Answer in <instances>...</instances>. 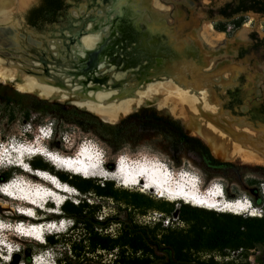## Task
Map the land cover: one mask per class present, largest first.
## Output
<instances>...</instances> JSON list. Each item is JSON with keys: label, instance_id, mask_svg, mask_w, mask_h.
Masks as SVG:
<instances>
[{"label": "bare ground", "instance_id": "bare-ground-1", "mask_svg": "<svg viewBox=\"0 0 264 264\" xmlns=\"http://www.w3.org/2000/svg\"><path fill=\"white\" fill-rule=\"evenodd\" d=\"M25 1L17 0V3L21 5ZM90 1L85 0L86 13L91 8ZM103 1L107 0H93L92 6L99 5ZM135 3L143 11L139 14L135 13L131 17L133 33L138 31L139 35V38L134 40L135 47L131 50L127 48L125 42L113 39L111 36L104 39L103 32L93 29L96 18L94 16L87 18L86 14L79 13V10L76 9L77 6L69 11L71 25L56 32L57 37L49 38L45 34L37 35L28 31L26 34L21 33L17 21L12 20L15 0H0V82L10 83L17 91L39 98L74 103L95 113L102 121L111 124L119 121L125 114L135 111L140 105L162 102L165 106L180 109L182 112L185 109L187 111L182 118L189 122H192L191 120L197 115H201L200 122L197 118L200 125L197 126L194 123L192 125L195 127V132L206 141V145L212 150L214 156L221 160L238 159L264 166V125L251 121L247 112L243 108L241 111L235 105H230L227 110L222 112L220 105L230 103V100L228 102L226 99L222 100L219 91H217L222 82L209 80L203 76L205 71H201L207 66L205 57L210 55L209 53L213 50V47L209 46V42L215 44L216 37H212L204 31H197L198 33L196 32L193 37L203 45L200 44L197 49L192 50L186 46L184 39L183 41L172 39L158 18V11L152 0H136ZM72 10L76 11V14H72ZM91 22L94 24L92 25ZM113 44L116 46L114 47ZM129 47H131L130 44ZM117 49L129 51V54H138L142 51L145 53L144 56H136L130 63L123 60L120 54L110 64L103 60L104 62L99 63L94 71L89 70L91 72L87 73L85 65L90 60V52L101 53V56H110ZM150 50L156 51V54L148 53L152 52ZM174 64L179 65L180 68L174 67ZM164 69H170L171 72L167 73L166 70L163 71ZM78 72L80 73L78 74ZM185 73L189 77L181 81L182 78H186ZM101 80L102 83L99 82ZM35 147V144L32 147H22L19 153L20 158L17 159L18 162H21L17 166L24 169L25 172L33 173L40 180L49 181L50 177L45 170L36 175L26 164L27 155L41 154L40 148L33 150ZM90 153L94 154L92 151ZM79 155L75 152L69 156L71 159H77L80 157ZM94 157H90L91 161ZM145 161V164L140 166L136 173L130 177L117 176L118 174L113 169V179L119 180L120 185L124 187L135 184L142 188H148L156 196L160 195L167 201L181 199L193 206L218 212L241 214L248 212L252 207L248 201L240 198L228 200L221 199L219 196L216 198L195 196L189 190L190 180L185 177L181 180L179 175L175 177V174L172 173V176L167 177V181L184 187L186 192L175 191L170 196L165 195L161 189H156L157 181L161 182L159 179L165 171L161 165L162 161L148 160L147 158ZM63 169L72 174L90 178L95 174L109 171L110 168L103 161L98 165L90 166L86 174L75 170L74 165L72 169ZM74 170L75 172H73ZM16 186V183L9 185L6 191L14 192ZM41 190L38 189L39 192L37 191L35 194L29 191L30 194L38 196L22 194L19 197L27 201L26 197L28 196L27 208L34 209L40 208L39 203L41 204L44 200L47 203L53 198L55 206H60L59 198L62 199V197L57 196L58 193L68 194V189L59 184L46 187L43 191L47 194L44 196L41 194ZM214 190L213 192L216 191ZM189 193L192 200L187 197ZM208 194H211V191ZM253 213L249 212V215H256ZM20 214L26 215L27 213L20 212ZM48 223H32L27 226L22 223L20 228L24 232H28L25 237L43 242V235L49 232L48 229L53 226V223ZM45 225L49 227H45ZM4 260L7 261L6 258Z\"/></svg>", "mask_w": 264, "mask_h": 264}, {"label": "rangeland", "instance_id": "rangeland-1", "mask_svg": "<svg viewBox=\"0 0 264 264\" xmlns=\"http://www.w3.org/2000/svg\"><path fill=\"white\" fill-rule=\"evenodd\" d=\"M73 1H67L66 10L71 8L74 4ZM234 1L236 0H152V3L158 11V18H160L162 25L172 39L182 41L184 39V43L188 48L195 50L194 48L197 49L198 45H203L202 42L193 37L197 31H204L212 37H216V41L214 40L215 44H210L209 42V46L213 47V50L209 49L212 53L210 52V55L205 57L207 66L203 68L205 71L203 76L212 81L222 82L219 84L220 87L217 91H219V96H221L222 100L226 99L227 102L230 100V103L220 105L222 107L221 111L227 110L230 105H235L241 111L245 110L251 121L264 125V49H251L253 44L252 34L255 33L259 38L264 37V16L248 11L236 14L231 18H225L217 13L218 8L225 3ZM38 2L39 0H31L30 6L36 5ZM61 16L58 15V17ZM237 21L240 23L238 26H236ZM52 22H57V20L53 19L48 24ZM44 25L42 24L37 28L41 30ZM106 63L110 64V62ZM174 65L180 68L179 65ZM184 75L186 78H182L181 81L189 77L186 73ZM5 90L9 93L29 94L17 91L10 83L0 82V93L5 92ZM143 107L153 108L160 115L178 120L186 133L202 138L200 134L195 132V127L192 125L193 123L197 126L200 125L199 122L202 119L200 114L193 118L192 122L185 118L184 122L182 117L187 111L185 109V112H182L180 109L170 108L159 102L140 105L136 108V111ZM198 109L200 110L201 107L199 106ZM236 110L239 111L238 109ZM136 111H131L129 114ZM2 114H0V130L4 133L5 138L0 139V170L11 166L18 168V172L13 174L12 178L7 181L11 182L9 185L16 183V192L14 191V193L21 194L27 191L28 196H38L34 195L38 189L44 190L46 187H52L50 179L45 182V180H40L33 173L25 172L24 169L17 166L21 162H18L17 159L20 158L18 154L21 152L22 147H32L35 144L36 147L33 150L43 146L47 151L69 156L77 146L86 144V147H90V151L93 153L101 152L104 155L105 165L110 168L109 171L107 170L104 173L90 177L94 184L109 181L118 192H123V190L139 191L155 198V207L148 209L143 215H136L135 218L140 223L153 225L161 222L165 227L171 226L172 228L186 229L187 224L178 217L177 208L180 204L188 203L181 199L167 201L165 198L156 196L148 188H142L135 184L129 185V187L121 186L119 180L113 179L114 159L118 155L126 154L132 157H145L148 160H160L163 168L166 165L174 172L190 171L199 177L203 189L213 185V189L217 192H222L221 199L232 200L240 198L252 205L248 212L237 215L252 217L264 215V201H261L262 197L264 198L263 165L247 163L237 159L223 160L233 162L236 165L235 168L225 169L211 166L204 162L192 149L178 142L165 126L150 119L143 118L139 125L135 129L130 130L127 135L114 129L112 126L115 124L103 122L99 118L102 125H91V132H85L73 124L68 125L54 121L53 125L58 130L54 134L52 133V118H45L43 124L36 125L31 130L19 116L13 120H7ZM197 118H199V122ZM26 130L30 137L23 135ZM38 136H40V139L37 140ZM204 142L206 141L204 140ZM117 146H120L119 148L121 149L114 151V147ZM39 156L48 163L45 171L51 175H56L62 183L65 182L69 187L68 194L66 193L65 195L62 192V194L58 193L57 196L68 198L73 202H77L80 198H85L87 202H99L101 204V215L116 212V206L119 203L111 199L99 198L93 192L82 193L70 182L61 180L58 177L59 173L71 172L64 170L61 166L54 165L43 154L27 155L25 161L37 160L36 158ZM78 176L84 178L79 174ZM4 183L6 182H2L0 177V223L2 225L0 227V264H6L10 255L13 252H17L19 246L29 248V241L33 240L25 237L28 232H24L21 228L19 229H21L23 234L21 235L17 232L18 222L27 226L33 222L35 223L36 219L43 220L42 218L45 216L52 217L56 214H62L60 208L62 204L55 206L54 198L47 203L44 202L46 200L41 204L39 203L42 208H27L28 204L26 202H28L29 197L27 196V201H24V199L7 196L1 191ZM34 188L37 189L34 190ZM29 190L30 193L34 194H30ZM171 206H173L171 213L167 214L161 210V208H170ZM32 211L33 216H31ZM20 212H26L27 214L23 215ZM249 212H254L256 215H249ZM18 216H23L24 219L19 221L17 219ZM46 222L53 223V226L48 229L49 232H64L72 223L66 217L39 223ZM50 254L51 252L47 253V250L31 249V264H51ZM194 256L203 261H207L211 257L214 261L213 264H264V246L242 244L238 249L229 248V250H224L221 253L198 251L194 253Z\"/></svg>", "mask_w": 264, "mask_h": 264}, {"label": "trees", "instance_id": "trees-1", "mask_svg": "<svg viewBox=\"0 0 264 264\" xmlns=\"http://www.w3.org/2000/svg\"><path fill=\"white\" fill-rule=\"evenodd\" d=\"M56 0H46L45 7L53 8ZM251 11L264 16V0H236L227 2L217 13L225 18ZM34 12L30 18L35 21ZM240 23L236 22V26ZM251 49H264V37L254 33ZM7 120L20 117L29 129L43 124L45 118H52V133H57L54 121L73 124L85 132H91V125H102L97 116L74 105L48 102L30 94L17 92L0 93V114ZM143 118L165 126L184 146L192 149L204 162L218 168H235L233 162L218 160L206 143L197 136L186 133L181 123L168 116L160 115L150 107L140 108L113 125L114 129L127 135ZM23 135L30 137L28 131ZM5 135L0 130V139ZM120 146L114 147L118 151ZM29 161L32 169L46 170L48 163L42 158ZM18 172L15 166L0 170L2 182H7ZM61 180L70 182L82 193L93 192L99 198L111 199L119 205L113 214L101 215L99 202H87L80 198L73 202L64 199L62 214L36 219L35 223L50 221L59 217L71 220V226L64 232H48L43 242L30 240L29 248L19 246L6 264H31V249L51 252V264H213V258L203 261L194 256L198 251L222 252L229 248L238 249L242 244L264 246V215L261 217L241 216L228 212H216L189 204H180L178 217L187 224L186 229L140 223L136 215L145 214L155 207V198L139 191L118 192L109 181L94 184L91 178H82L71 173H59ZM264 198L262 197V200ZM264 203V202H263ZM171 213L170 208H161ZM22 221L23 216H18ZM34 223V222H33Z\"/></svg>", "mask_w": 264, "mask_h": 264}, {"label": "flooded vegetation", "instance_id": "flooded-vegetation-1", "mask_svg": "<svg viewBox=\"0 0 264 264\" xmlns=\"http://www.w3.org/2000/svg\"><path fill=\"white\" fill-rule=\"evenodd\" d=\"M45 1L46 0H39V2L36 5L30 6L26 10V12L24 13V17H25L26 22L29 25L38 27V26H41L42 24H46L48 22H51L53 19L57 20L58 15H62L65 17V13L67 11L66 6L68 4L67 3L68 0H56L55 4L53 5V8H51V9H48L45 7ZM90 2H91L90 3L91 8H90L89 12H87V13L85 12V7H86L85 6V0H74L73 1L74 4L71 6V8L73 9L77 6L76 9L79 10L78 12L81 14H83V13L86 14L87 18H91L92 16H94V18H96L95 22L93 21L95 24L93 22H91L92 25L94 24L93 29L97 30L98 32L99 31L103 32L105 34L104 39L107 36H111L113 39L125 42L127 44L128 49L129 48L133 49L135 47L134 40L136 38L138 39L139 35L137 34L138 31H137V33H133L134 31H133V26L131 24V17L135 13L139 14V13H142V11H143L142 8L138 7V4L135 3L136 0H107V1L101 2L99 5H96V6L94 5V7L92 6V3L94 4L93 0H91ZM70 9H69V11H70ZM69 11H68V15H69ZM33 12L35 13L34 14L35 21L31 22L30 18L32 16ZM75 12L76 11L72 10L71 13L76 14ZM99 19H101V20H99ZM88 21H90V20L88 19ZM106 44L109 45V43H106ZM129 44L131 47H129ZM113 46L115 47L116 44H113ZM150 51H152V50H150ZM113 53L114 54L110 55V56L109 55L108 56L107 55L101 56V53H96V56H97L96 66L100 62H104V61L112 62V60L114 58H116L117 56H120V54L122 55L121 58L123 60L130 63V62L134 61V58L136 56H144L145 52L142 51V53L139 52L138 54H136V53L129 54V51L127 52V51H122L121 49H117ZM148 53L155 55L156 51H154V52L152 51V52H148ZM174 67H175V65H174ZM199 67H200V65H199ZM85 68H86V65H85ZM94 70H95V68L92 69L91 71H94ZM165 70L167 73L171 72L170 69L169 70L164 69L163 71H165ZM91 71H87V73L89 74ZM201 71H203V69H201Z\"/></svg>", "mask_w": 264, "mask_h": 264}, {"label": "water", "instance_id": "water-1", "mask_svg": "<svg viewBox=\"0 0 264 264\" xmlns=\"http://www.w3.org/2000/svg\"><path fill=\"white\" fill-rule=\"evenodd\" d=\"M30 4H31V0H26L23 4L19 5L17 3V0H15V7L14 9L12 10L13 11V15H12V20L14 21H17V23L19 24V32L21 33H27L28 32H32V33H35L37 35H40V34H45L47 35V37L49 38H54V37H57L58 35L55 34L56 32L60 31L61 28H64V27H68L69 25H71V19L68 15V11L69 9H67L66 13H65V17L64 16H61V17H58L57 18V22H52L51 24H48L46 23L42 29L40 30L39 28L35 27V26H31L29 25L26 20H25V17H24V13L26 12V10L30 7ZM65 19V20H64ZM90 60L87 62V65H86V68L85 70L86 71H89V70H92L96 67V59H97V56H96V52H90ZM80 72H78L79 74ZM98 81V80H97ZM100 83H102V80L99 81ZM35 96V95H34ZM37 97V96H36ZM39 98V97H37ZM41 100H46L48 102H59V103H62V104H69V105H74L76 106L77 108L81 109V110H84V111H87L95 116H97L95 113L87 110V109H84L82 107H79L78 105L74 104V103H70V102H62L60 100H48V99H45V98H39ZM136 111V110H135ZM129 114V113H128ZM128 114H125L119 121L115 122V123H112V124H117L119 123L123 118H125ZM99 119L100 117L97 116ZM102 121V119H100ZM104 122V121H103ZM108 123V122H106ZM201 139V138H200ZM202 140V139H201ZM210 149V148H209ZM211 151V149H210ZM212 153V151H211ZM213 154V153H212ZM214 155V154H213ZM223 161V160H222ZM27 166L29 167V163L26 162ZM24 167V165L22 166ZM31 168V167H30ZM32 169V168H31ZM32 171L34 173H37L42 171L41 169H32ZM32 174V173H30Z\"/></svg>", "mask_w": 264, "mask_h": 264}, {"label": "snow or ice", "instance_id": "snow-or-ice-1", "mask_svg": "<svg viewBox=\"0 0 264 264\" xmlns=\"http://www.w3.org/2000/svg\"><path fill=\"white\" fill-rule=\"evenodd\" d=\"M253 214H255V213H253Z\"/></svg>", "mask_w": 264, "mask_h": 264}]
</instances>
